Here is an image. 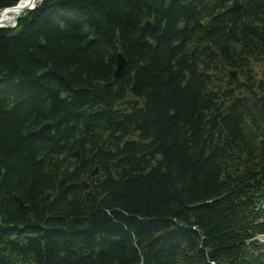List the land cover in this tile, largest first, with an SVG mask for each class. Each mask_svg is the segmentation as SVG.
Masks as SVG:
<instances>
[{
  "label": "trees",
  "instance_id": "obj_1",
  "mask_svg": "<svg viewBox=\"0 0 264 264\" xmlns=\"http://www.w3.org/2000/svg\"><path fill=\"white\" fill-rule=\"evenodd\" d=\"M197 40L254 52L264 0H44L0 28V218L39 231L0 238V264H250L264 110L249 82L206 95Z\"/></svg>",
  "mask_w": 264,
  "mask_h": 264
},
{
  "label": "bare ground",
  "instance_id": "obj_2",
  "mask_svg": "<svg viewBox=\"0 0 264 264\" xmlns=\"http://www.w3.org/2000/svg\"><path fill=\"white\" fill-rule=\"evenodd\" d=\"M32 0H22L21 4L12 8L4 11L2 13V21H11L16 14H18L25 6L29 5ZM91 180H99L103 182L106 180V175L100 172L99 170H96L91 176Z\"/></svg>",
  "mask_w": 264,
  "mask_h": 264
},
{
  "label": "water",
  "instance_id": "obj_3",
  "mask_svg": "<svg viewBox=\"0 0 264 264\" xmlns=\"http://www.w3.org/2000/svg\"><path fill=\"white\" fill-rule=\"evenodd\" d=\"M207 48L211 49L210 46H207ZM212 52L215 53V51H212ZM119 59H120V57H119ZM125 65H126L125 59L124 58H121V66H120L119 72H122L124 70ZM235 74H236V72L231 71L232 77H235ZM46 127L47 126H44L43 129H45Z\"/></svg>",
  "mask_w": 264,
  "mask_h": 264
}]
</instances>
